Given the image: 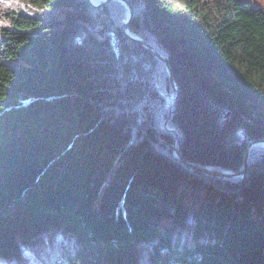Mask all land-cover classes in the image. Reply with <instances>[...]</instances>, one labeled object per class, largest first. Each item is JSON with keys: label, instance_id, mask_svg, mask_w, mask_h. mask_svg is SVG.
<instances>
[{"label": "trees", "instance_id": "16d2710c", "mask_svg": "<svg viewBox=\"0 0 264 264\" xmlns=\"http://www.w3.org/2000/svg\"><path fill=\"white\" fill-rule=\"evenodd\" d=\"M29 1L42 16L0 28V256L57 228L62 264H264V148L243 178L172 150L236 171L264 139V10L128 0L171 107L121 2Z\"/></svg>", "mask_w": 264, "mask_h": 264}, {"label": "rangeland", "instance_id": "374dc122", "mask_svg": "<svg viewBox=\"0 0 264 264\" xmlns=\"http://www.w3.org/2000/svg\"><path fill=\"white\" fill-rule=\"evenodd\" d=\"M99 1L101 0H98V2ZM109 1L112 0H108L105 3ZM251 1L264 10V0ZM16 13H23L36 17L42 16L43 11L35 8L29 0H0V28L11 27V17ZM126 16L127 14L125 12L123 19H125ZM167 90L171 93L170 88ZM164 100L168 106L172 107L175 104H173V100L171 98H164ZM187 220H191V217H187ZM28 243L21 246V255L19 254L20 257L3 258L0 256V264L6 262L8 263V261L9 263L13 262V264H62L67 253H75L77 244L72 236L61 234L57 228H52L49 231L40 234L32 243L29 244V246ZM147 246H149V244H147Z\"/></svg>", "mask_w": 264, "mask_h": 264}, {"label": "water", "instance_id": "95a60500", "mask_svg": "<svg viewBox=\"0 0 264 264\" xmlns=\"http://www.w3.org/2000/svg\"><path fill=\"white\" fill-rule=\"evenodd\" d=\"M106 1H108V0H101L99 2H93V0H90V2L92 3L93 6H101ZM116 1H119L122 4H124V6L126 8L127 16L120 23V26L123 29L125 35L128 38H130V39L138 42L139 44H141L148 51H150L155 56H157L160 60L163 61L165 68H166L167 75H168L171 93H169L167 89H163L160 86H159V91H160V94L163 98H165V99L171 98L173 100V104H174L176 102L178 96H179V89H178V86H177L173 76H172V71H171V68H170L169 63H168V56L159 53L158 51H156L153 48L152 45L147 43L143 38H141L140 36H138L137 34L132 32L131 30H129L128 24H129V21L131 19L132 14H133V6L131 5V3L128 0H116ZM104 28H106V25L104 26ZM103 29H101L100 32ZM113 44L115 47H117L116 42H113ZM165 127H166V129H169V130L172 129L166 125H165ZM176 136H178V133H176ZM256 146H261L262 148H264V139H255V140H252L248 143V145L246 146L245 152H244V161H243L242 168L240 170H236V171L231 170V169H225V168L218 169V168H213L212 166H208V165H197V164H192V163L186 162L182 158L181 154L179 153L178 148L176 146V143L174 145H172V150H173L174 156H176L179 160L186 163L188 166H190L193 169H196V170H199V171L211 174V175H215V176L243 178L246 174L247 167H248L249 152H250L251 148L256 147Z\"/></svg>", "mask_w": 264, "mask_h": 264}, {"label": "bare ground", "instance_id": "6f19581e", "mask_svg": "<svg viewBox=\"0 0 264 264\" xmlns=\"http://www.w3.org/2000/svg\"><path fill=\"white\" fill-rule=\"evenodd\" d=\"M93 2H98V0H93ZM29 246V245H28ZM31 251V250H30ZM35 253V252H34ZM34 255V254H33ZM38 257V256H37ZM7 260H9V259H7ZM2 264H13V262H10L9 263V261H8V263L6 262V263H2Z\"/></svg>", "mask_w": 264, "mask_h": 264}]
</instances>
